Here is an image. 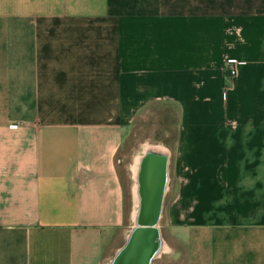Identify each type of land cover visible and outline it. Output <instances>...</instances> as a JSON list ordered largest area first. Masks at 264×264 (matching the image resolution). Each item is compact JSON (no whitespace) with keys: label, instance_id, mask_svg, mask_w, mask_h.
I'll use <instances>...</instances> for the list:
<instances>
[{"label":"crops","instance_id":"0c3cea01","mask_svg":"<svg viewBox=\"0 0 264 264\" xmlns=\"http://www.w3.org/2000/svg\"><path fill=\"white\" fill-rule=\"evenodd\" d=\"M159 106L183 166L148 148L137 198L117 153ZM0 264H264V0H0Z\"/></svg>","mask_w":264,"mask_h":264},{"label":"rangeland","instance_id":"374dc122","mask_svg":"<svg viewBox=\"0 0 264 264\" xmlns=\"http://www.w3.org/2000/svg\"><path fill=\"white\" fill-rule=\"evenodd\" d=\"M177 118L178 108L169 106L149 107L144 109L143 115L136 117L130 127L124 132L122 142L117 153L118 170L122 185L125 186L127 182L125 170H127V167L129 166H133L131 168L135 176L133 183H135L137 198L140 194V198L143 199L142 188L140 186V171L141 164L143 162L145 164L148 156L146 152L148 148L158 145L169 151L171 150L170 166H183V162H181L178 157L176 148ZM178 126H180L179 122ZM180 149L183 153V143ZM182 158L184 161V156ZM127 180H129V178H127ZM140 205L141 202H139V206ZM161 222L162 221L158 220L155 225L158 232L160 231ZM129 226L132 227L131 229H133V231H136V229L141 228L143 225L135 219L133 222H129Z\"/></svg>","mask_w":264,"mask_h":264},{"label":"bare ground","instance_id":"6f19581e","mask_svg":"<svg viewBox=\"0 0 264 264\" xmlns=\"http://www.w3.org/2000/svg\"><path fill=\"white\" fill-rule=\"evenodd\" d=\"M164 159H165V157L162 156V162L161 163H163ZM158 189L160 190V192H159L160 200L158 202L156 201L157 195L155 194V191L154 192H150V190H149V192H148V190L146 191L145 198H150L151 195H153L154 201H153V204L151 205V208H150V206L148 208H145L144 202H143L142 207H143L144 212H142V220L140 221L139 218L137 219V221L143 225L141 227V229L142 230H144V229L148 230V232H150L149 235L152 237V239L156 238V234H157L156 229H155V225L157 223L158 216H159L160 202H161V198H162L161 195H162L163 187H162V189H160V186H159ZM146 242H147V239H146Z\"/></svg>","mask_w":264,"mask_h":264},{"label":"water","instance_id":"95a60500","mask_svg":"<svg viewBox=\"0 0 264 264\" xmlns=\"http://www.w3.org/2000/svg\"><path fill=\"white\" fill-rule=\"evenodd\" d=\"M146 187H147L148 192H149V190H150V192H152V186L149 184V181H148V184L146 183ZM153 187H154L155 194L158 197L160 190L158 189V187L156 185H154ZM142 193H143V196H144L143 187H142ZM153 200H154L153 195H151L150 198H144V207L148 208L149 206H151L153 204ZM141 220H142V217L140 218V221ZM144 230H142L141 228L136 229V231L134 230L135 232H134V234L132 236V242H135L136 238L139 237L141 233H143V232L146 233L148 231V230H145V231Z\"/></svg>","mask_w":264,"mask_h":264},{"label":"built area","instance_id":"2783aa9c","mask_svg":"<svg viewBox=\"0 0 264 264\" xmlns=\"http://www.w3.org/2000/svg\"><path fill=\"white\" fill-rule=\"evenodd\" d=\"M226 67L228 76L234 77L237 73V60L235 58H229L226 60ZM10 128H16L17 124H11Z\"/></svg>","mask_w":264,"mask_h":264}]
</instances>
